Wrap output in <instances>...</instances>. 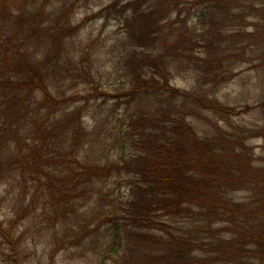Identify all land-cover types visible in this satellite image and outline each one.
Masks as SVG:
<instances>
[{
	"label": "trees",
	"instance_id": "trees-1",
	"mask_svg": "<svg viewBox=\"0 0 264 264\" xmlns=\"http://www.w3.org/2000/svg\"><path fill=\"white\" fill-rule=\"evenodd\" d=\"M37 1L0 0V174L4 173L1 149L15 140L20 152L10 165L16 168L23 161L41 173L58 166L73 194L99 189V182L110 178L127 181L125 205L113 201L108 212L115 222L116 249L121 250L127 239L131 252L136 251L135 242L166 248L143 251L147 263L191 264L210 257L264 264V166L255 164L246 136L221 130L202 137L186 112L192 108L187 100L229 115L248 109L226 107L182 90L171 80L174 62L183 57L195 62L205 81L219 85L229 80L234 73L227 64L235 54L224 48L226 36L219 32L205 38L206 50L197 55L198 42L183 33L175 40L170 36L174 25L168 15L181 0L130 1L134 11L126 18L130 49L125 56L129 87L123 96L131 101L159 96L165 104L131 114L116 138L126 150L120 158L102 162L91 155L96 141L84 125L86 104L68 110L76 97L52 90L48 61L30 50L29 44L43 30L48 0L43 10L34 12L31 7ZM78 29L79 25L66 26L71 33ZM261 36L264 40V28L253 33L256 39ZM53 37L55 51L68 42L62 34ZM181 98L185 100L179 105ZM257 106L264 109V101ZM255 131L264 137V126ZM241 189L250 190L252 198L239 202L230 196ZM180 218L196 224V237L179 236L168 228V221ZM221 224L226 226L214 227ZM151 226L168 236L147 230ZM0 231L15 245L1 220ZM16 256L15 264H21Z\"/></svg>",
	"mask_w": 264,
	"mask_h": 264
},
{
	"label": "rangeland",
	"instance_id": "rangeland-1",
	"mask_svg": "<svg viewBox=\"0 0 264 264\" xmlns=\"http://www.w3.org/2000/svg\"><path fill=\"white\" fill-rule=\"evenodd\" d=\"M130 1L48 0L43 30L29 44L38 58L48 61L52 90L76 97L67 109L86 104L84 125L96 141L91 155L102 162L116 160L126 150L116 138L131 114L157 110L165 104L159 96L135 101L123 96L129 87L125 56L130 49L126 18L134 11ZM44 3L38 0L31 10H43ZM173 8L168 15L174 25L172 39L181 33L188 35L198 42L194 53L200 55L206 50L205 38L220 32L226 36L224 48L235 55L227 64L234 75L226 82L215 85L210 79L205 81L195 62L183 57L174 62L172 83L226 107L248 109L241 115H229L187 100L192 106L186 110L189 121L202 137L221 130L246 136L255 164L264 166V137L255 131L264 126V109L257 106L264 101V40L262 36L253 37L264 28V0H203L199 4L181 0ZM70 25H79L77 32L66 31ZM58 33L68 42L55 51L53 36ZM184 100L181 98L178 104ZM30 142H34L32 138ZM19 148L14 140L1 149L4 173L0 174V220L13 234L15 245L0 231V264H15L16 253L21 264H160L145 262L142 254L146 249L164 252L165 247L135 242L136 251L131 252L128 245L132 242L127 239L121 250L114 247L115 222L108 212L113 201L125 205L126 180L110 178L99 182V189L73 194L58 166L51 167V173H41L31 164H21L23 161L16 168L10 165ZM230 196L245 202L253 193L241 189L231 191ZM117 209L121 212L122 207ZM168 223L179 236L196 237L199 233L191 219ZM147 230L168 236L158 227ZM209 258L191 264H245L241 259Z\"/></svg>",
	"mask_w": 264,
	"mask_h": 264
}]
</instances>
